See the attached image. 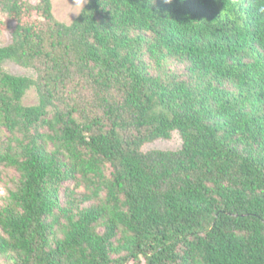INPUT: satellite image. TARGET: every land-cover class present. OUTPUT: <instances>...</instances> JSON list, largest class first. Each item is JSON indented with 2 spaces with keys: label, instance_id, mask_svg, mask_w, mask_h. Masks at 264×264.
I'll list each match as a JSON object with an SVG mask.
<instances>
[{
  "label": "trees",
  "instance_id": "1",
  "mask_svg": "<svg viewBox=\"0 0 264 264\" xmlns=\"http://www.w3.org/2000/svg\"><path fill=\"white\" fill-rule=\"evenodd\" d=\"M0 12L1 257L264 264V0H86L68 25L51 0ZM174 132L178 150L142 151Z\"/></svg>",
  "mask_w": 264,
  "mask_h": 264
},
{
  "label": "rangeland",
  "instance_id": "2",
  "mask_svg": "<svg viewBox=\"0 0 264 264\" xmlns=\"http://www.w3.org/2000/svg\"><path fill=\"white\" fill-rule=\"evenodd\" d=\"M52 14L54 18L63 24H70L71 21L79 14L81 9L86 5L84 0V6L76 7L73 4V0H51ZM13 23L6 17L5 14L0 12V46L9 42L10 31ZM4 71L16 75L34 78L35 73L28 68L19 67L11 62H5L3 64ZM37 103V95L34 89H30L24 99L23 104L25 106H33ZM181 147V139L178 133L174 132L169 140H158L150 144H146L142 147V151L150 150H163V151H176ZM8 175L12 177L14 173L8 172ZM6 178L4 175L0 179V206L3 204L6 197ZM0 264H10L6 259L0 256Z\"/></svg>",
  "mask_w": 264,
  "mask_h": 264
},
{
  "label": "clouds",
  "instance_id": "3",
  "mask_svg": "<svg viewBox=\"0 0 264 264\" xmlns=\"http://www.w3.org/2000/svg\"><path fill=\"white\" fill-rule=\"evenodd\" d=\"M166 3H170L171 0H165ZM73 4L76 7H82L84 6V0H73Z\"/></svg>",
  "mask_w": 264,
  "mask_h": 264
}]
</instances>
